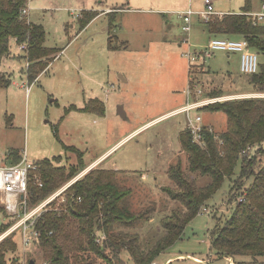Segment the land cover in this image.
<instances>
[{
	"label": "rangeland",
	"instance_id": "1",
	"mask_svg": "<svg viewBox=\"0 0 264 264\" xmlns=\"http://www.w3.org/2000/svg\"><path fill=\"white\" fill-rule=\"evenodd\" d=\"M250 2L252 14L262 12L263 0ZM196 5L200 11L204 9L203 4ZM245 5L246 0H214L215 9L225 13H240ZM190 7L189 0H28V21L43 26L45 46L55 50L51 62L30 84L26 46L22 49L13 40L12 56L0 67V73L12 83L0 88V157L5 159L12 150L22 156L26 152L28 161L34 163L61 157L57 166L73 168L76 174L55 192L69 184L72 188L96 168L116 171L117 185L130 190L123 206L136 220L116 225L112 232L136 236L137 244L147 250L163 237L162 221L174 212L185 211L171 194L179 190L170 177L171 167L188 171V155L180 141V135L189 131L188 114L177 111L216 98L209 97L216 92H223L221 102L264 97L245 94L254 89L248 75L240 71L239 55L229 58L217 52L204 64H194L190 72L185 54L204 51L209 44L206 27L198 16L191 32H183L180 12ZM92 10L106 14L81 29L80 17ZM191 76L194 86L190 88ZM92 100L102 102L106 109L103 116L81 111ZM121 108L125 116L119 113ZM190 114L192 118L201 116L204 128L211 133L227 129L223 112L197 109ZM65 147L79 152L66 151ZM260 161L264 166V157ZM239 168L187 224L183 236L155 260L157 264H231V258L212 249L211 239L241 202L240 191L253 181L234 183ZM59 200L52 206L63 207ZM9 223L13 222L0 211V230ZM16 239L18 251L9 258L42 261L39 248L24 249L20 233ZM113 254L111 249L107 251L110 262L98 256L79 261L133 264L125 249L119 260ZM232 260L234 264H264V259L248 256Z\"/></svg>",
	"mask_w": 264,
	"mask_h": 264
},
{
	"label": "trees",
	"instance_id": "2",
	"mask_svg": "<svg viewBox=\"0 0 264 264\" xmlns=\"http://www.w3.org/2000/svg\"><path fill=\"white\" fill-rule=\"evenodd\" d=\"M27 5L28 0H0V67L4 59L12 56L13 40L19 47L26 46L24 58L28 64L27 78L32 84L47 69L55 50L45 46L46 32L43 26L29 22L27 15L23 14ZM251 14V2L246 0L240 13L214 16L203 24L210 40L223 37L248 42L249 48L259 56L260 64L258 73L248 75L255 92L247 94H264V23L255 20ZM98 15L96 11L83 13L79 19L81 29H85ZM113 21L114 17L110 18V24ZM192 77L190 88L194 86ZM9 85H12L11 81L0 73V88ZM222 93H211L209 97L220 98ZM73 110L79 111L77 107H73ZM105 110L102 102L92 100L81 111H94L103 116ZM201 110L225 113L227 129L221 133H211L204 128V146L193 140L190 131L180 135L182 149L188 155V171L183 173L179 166L171 167L170 177L179 187L177 192L171 194L174 199L181 201L185 211L174 212L162 221L164 235L158 242L147 250L137 244L136 236L113 234L116 225L132 224L136 217L123 206L130 190L117 185L116 171L101 167L92 170L69 188V198L63 207L56 210L52 206L35 223L34 230L38 238L34 240L33 246L40 249L42 261L81 264L80 258L89 257V260L91 256H98L110 262L108 250L111 249L113 256L119 260L125 249L132 257L133 264H153L183 236L187 224L202 212L225 180H232L239 165V175L234 183L241 181L242 185H246L250 179L253 181L240 191L243 201L237 203L231 218L213 232L212 249L222 257L264 259V166L260 161L264 157V97L218 102ZM65 148L66 151L79 152L73 147ZM81 155L80 166L83 168ZM60 158L35 163L37 169L33 174L41 175L45 183L40 188L34 177L31 178L30 207L39 205L76 174L73 168L57 166ZM21 160L20 152H9L10 164H19ZM78 197L82 199L81 203L75 201ZM0 211L8 217L1 206ZM12 225L4 224L0 233H5ZM16 234L19 232L0 243V264H22L17 257L9 258L19 248ZM101 236H105V239L98 242ZM26 261L31 264L37 260L30 258Z\"/></svg>",
	"mask_w": 264,
	"mask_h": 264
},
{
	"label": "built area",
	"instance_id": "3",
	"mask_svg": "<svg viewBox=\"0 0 264 264\" xmlns=\"http://www.w3.org/2000/svg\"><path fill=\"white\" fill-rule=\"evenodd\" d=\"M193 2H199L203 4L202 11H195L189 9L186 12L180 14L182 19V30L186 34H189L193 26V18L198 16L204 23H208L214 16H222L216 12L214 7V0H192ZM261 13L251 14L252 17L264 23V4L262 6ZM29 9L26 8L23 10V14L27 15ZM185 42H188L185 41ZM24 49V47H21ZM26 48V47H25ZM222 52L227 55H239L240 56V71L245 75H253L258 73L259 70V56L257 53L252 51L249 48V44L246 40L243 39H231V38H213L209 41V44L204 51L199 53H186L185 56L190 60V68H193V65L198 62H205L206 59L211 58L215 53ZM199 94H202L199 91ZM247 97V96H244ZM223 98H211L202 100L198 103L189 104L187 107L178 112H186L188 114L189 126L188 129L192 134L193 140L204 146V125L203 119L201 116L196 115L191 117L190 112L193 110L201 109L205 106L212 105L218 102H221ZM190 116V117H189ZM37 169L34 162H29L27 159V153L25 152L22 156V160L19 164L12 165L8 161V156L5 159L0 157V203L5 209L7 214V220L13 222V225L2 234L0 237V243L9 238L14 233H20L24 249H29L33 246V242L38 238V233L34 230L35 223L41 217L43 213L51 209V206L54 202L62 198V203L66 204L68 198L65 196L67 190L71 187L72 184L58 190L43 202L35 207H30V180L32 178L33 172ZM35 183L40 187H44L45 180L42 176L34 177ZM64 195V196H63ZM59 200V204L60 201ZM77 203H81L82 199L80 197L75 200ZM243 201V199H241ZM58 210V207L56 208ZM105 239V236L98 238V242H102ZM231 264H234L232 258L230 259ZM22 264H27V261H22ZM34 264H51L50 262H37ZM153 264H157L154 262Z\"/></svg>",
	"mask_w": 264,
	"mask_h": 264
},
{
	"label": "crops",
	"instance_id": "4",
	"mask_svg": "<svg viewBox=\"0 0 264 264\" xmlns=\"http://www.w3.org/2000/svg\"><path fill=\"white\" fill-rule=\"evenodd\" d=\"M196 3H199V2H193L192 0H189V6H191L190 8L191 9H195V11H200L199 9H197V7H195V5H196ZM197 6V5H196ZM215 7V6H214ZM216 10V9H215ZM92 11H94V10H92ZM99 15L90 23V24H92V23H94L96 20H98L99 18H101L103 15H105L106 13V11H101V10H95ZM182 12H184V11H181L180 12V14L182 13ZM216 12H218L219 14H222V15H225V14H228V12L227 13H225V12H222V11H219V10H216ZM263 12V11H262ZM230 13V12H229ZM180 19H181V16H180ZM182 20V19H181ZM193 21H194V18H193ZM89 24V25H90ZM88 25V26H89ZM210 40V39H209ZM227 55V54H226ZM229 58H230V56L229 55H227ZM245 94H247V93H245ZM170 115V114H169ZM97 163L98 162H95V163H93V165H97ZM181 258H183V257H181ZM180 258V259H181ZM200 262H202L201 260H199Z\"/></svg>",
	"mask_w": 264,
	"mask_h": 264
},
{
	"label": "water",
	"instance_id": "5",
	"mask_svg": "<svg viewBox=\"0 0 264 264\" xmlns=\"http://www.w3.org/2000/svg\"><path fill=\"white\" fill-rule=\"evenodd\" d=\"M119 113H120L121 115L125 116V113H124V111L122 110V108L119 110ZM31 264H34V263H31Z\"/></svg>",
	"mask_w": 264,
	"mask_h": 264
}]
</instances>
